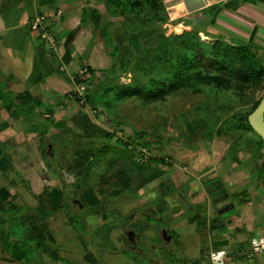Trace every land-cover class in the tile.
<instances>
[{
  "label": "rangeland",
  "instance_id": "rangeland-1",
  "mask_svg": "<svg viewBox=\"0 0 264 264\" xmlns=\"http://www.w3.org/2000/svg\"><path fill=\"white\" fill-rule=\"evenodd\" d=\"M159 4V10L136 17L124 16L116 7H107L118 18L115 27L123 52L128 41L122 22L131 32L142 31L146 36L141 37L147 38L142 39L145 42L142 48L138 46L134 51L133 73L129 64L121 60L115 72L116 84L147 88V78L153 77L164 79L163 85H167L172 68L166 51L183 30L197 31L200 39L207 42L220 39L202 36V25L180 13L175 4L163 0ZM113 37L112 47L117 43ZM211 73L215 79L210 81L205 74L197 90H168L149 99L138 95L117 97L114 90L108 91L107 114L76 100L79 111L70 119L64 118L59 123L43 115L44 121L22 122L27 131L36 130L37 134L26 131L25 138L10 137V145L0 144V243L6 240L3 237L20 239L19 246L26 251L30 263H39V256L55 259L59 254L72 263L84 260L87 264H161L168 259L165 255L168 244L184 238L192 241L193 236L186 234L180 237L172 233L168 241L163 238L162 229L166 228L167 234L170 229L161 217L166 206L160 196L161 188L166 189L171 180L182 179V172L191 164L187 157L194 147L195 150L209 144L223 147L229 140H240L239 132L245 131H229L222 121L249 111L264 92L261 82L244 84L233 77L230 68ZM104 75L95 72L93 85ZM155 82L158 86V81ZM10 94L3 93L7 99ZM196 122L204 130L195 136L190 128ZM107 132L113 136L107 138ZM140 132H145L143 138L148 141L144 153L136 141ZM88 148L91 156H77V151ZM149 156L164 157L171 164L159 165ZM52 189L63 194V205L57 211H50L48 204L40 200L44 191ZM175 193L169 195V202H175ZM88 196L102 209L96 210L88 202ZM74 199L80 201V207ZM102 229L110 235L98 234ZM47 231L52 232V245L44 236ZM114 231L125 249L123 252L98 245L112 237ZM35 235H41L52 251L36 248ZM9 244L0 247V264H11L4 259L10 257ZM169 257L177 259L174 255Z\"/></svg>",
  "mask_w": 264,
  "mask_h": 264
},
{
  "label": "crops",
  "instance_id": "crops-1",
  "mask_svg": "<svg viewBox=\"0 0 264 264\" xmlns=\"http://www.w3.org/2000/svg\"><path fill=\"white\" fill-rule=\"evenodd\" d=\"M163 1L175 4L180 13L201 24L202 36L251 44L263 57L264 0H203V5L192 11L183 0ZM107 7L106 0H0V93H11L8 99L0 97V143L10 145V137L25 138L22 122L44 121V115L60 123L79 111L73 94L78 83L75 78L89 80L95 72L107 70L112 62L106 43L109 35L123 52L115 27L118 18ZM38 14L44 16L41 26L57 37L56 51L50 50L30 25V19ZM239 133L240 140H229L223 147H194L182 179L171 180L174 189L161 196L166 203L161 217L170 229L168 240L172 233L193 236L190 242L184 238L168 244V259L161 264H212L209 253L222 248L227 251L224 264H264L263 251L245 256L250 238L264 233V142L253 130ZM173 192L177 197L171 203L168 197ZM98 234L108 236L110 232L102 229ZM111 234L98 245L125 251L116 231ZM44 236L52 245V232ZM7 238L3 237L7 242L3 240L1 248L14 241L19 246L20 239ZM35 238L36 248L52 251L41 235ZM17 248L18 254L24 250ZM169 255L177 259H169ZM9 256L4 259L11 264H87L84 260L65 261L59 254L55 259L39 256V263H30L23 255L19 259L12 253Z\"/></svg>",
  "mask_w": 264,
  "mask_h": 264
},
{
  "label": "trees",
  "instance_id": "trees-1",
  "mask_svg": "<svg viewBox=\"0 0 264 264\" xmlns=\"http://www.w3.org/2000/svg\"><path fill=\"white\" fill-rule=\"evenodd\" d=\"M106 1L108 3V7H116L119 11H121L122 15L126 16V14H131L133 17L141 15L146 11L155 12L161 7V4H159L161 0ZM122 25H124V34L126 35L128 41L126 51L122 52L117 43H114L113 47L110 46L112 40L111 35L106 38L107 46L110 47L112 62L104 72V77L94 85L93 77H90L87 82L88 84L86 87L84 102L80 104H89L93 109H102L103 112L107 114L108 91L114 90L117 97L138 95L145 99H149L165 94L168 90H177L179 88H190L192 90H197L198 83H200V81L205 78V74L208 75V79L210 81H213L216 76L215 74L211 73L212 71L226 70L229 68L231 69L233 77L238 81L244 84L261 82L260 87L264 89V64L263 62H260V56L258 54V51H256L255 46L247 43L232 44L220 39H215L212 42H207L200 39L197 31L191 30H183L179 35H176L173 39V42L170 44L169 48L166 51L167 59L172 68V73L169 77V83L167 85H163L164 79H156L153 77L147 78V88H143L144 85L135 84L118 85L116 84L117 80L115 72L116 69L120 67L121 60H125V63L129 64L130 72L133 73L135 69V65L133 66V64L136 61V58H133L132 60V56L133 54H135L134 51L137 50L138 46L139 49H141L145 44V42H142V39H145V41L147 39L146 37H141V35L146 36L142 31L134 33L130 31V28L127 29L126 25L123 24V22ZM196 68L200 69L196 70ZM87 70L89 71L88 73L91 76V69L87 68ZM193 70H196V72H194ZM154 79L158 81V86L154 85L156 84ZM75 80L77 82L83 81L78 77H76ZM2 95L3 94L0 93V97ZM75 99L78 101V98L76 96ZM259 100L260 99L256 100L253 103L249 111L239 112V115H230L228 118H225L222 123L226 124L225 127H227L229 131L252 130L251 126L248 123L247 115L255 108ZM196 123L197 124H195L194 126L191 125L190 128V131L195 132V136L197 135V133H199V131L204 130L202 124L198 122ZM116 125H118V123ZM144 135L145 132H140L139 137L136 138V141L137 143L141 144L142 147H145L147 149L148 141L143 138ZM201 135L205 136L204 134ZM105 136L107 138H111L113 135L111 132H107ZM257 136L261 141L264 142V140L261 139L259 135ZM77 152V156H79L80 158H88L92 153L90 152L89 148L85 151L79 150ZM149 158L156 161L159 165H162L163 163L167 165L171 164L169 161L165 160L164 157L149 156ZM78 163L80 164V160ZM173 189V183L168 184V187L166 189L162 187L160 196L170 193ZM90 193L91 192H88V194ZM41 196V202L48 204V209L50 211H57L63 205V194L60 190L52 189L49 191H44ZM88 202L91 205H94L96 210L102 209L101 206L96 205L97 202L95 201V199H92L91 196H88ZM29 237L31 238L32 236L29 235ZM9 243L11 253L15 257H17L18 259L22 257L21 255H23V257H26L25 250L20 249L22 252L21 254H18L17 247L20 246H18L15 241L13 242V244L11 242Z\"/></svg>",
  "mask_w": 264,
  "mask_h": 264
},
{
  "label": "built area",
  "instance_id": "built-area-1",
  "mask_svg": "<svg viewBox=\"0 0 264 264\" xmlns=\"http://www.w3.org/2000/svg\"><path fill=\"white\" fill-rule=\"evenodd\" d=\"M44 16L41 14L35 15L30 19V25L33 29L38 31L39 38L46 44V46L52 50L56 51L58 47V40L53 31L48 28L41 26ZM81 72H84L82 70ZM73 86V94L78 98L79 103H83L85 99V92L87 87L88 79H82ZM147 149L140 148V152L144 153ZM264 251V233H257L253 235L249 240V248L245 253V256L249 258L251 255ZM227 254L226 249L212 250L209 253V258L212 264H224V256Z\"/></svg>",
  "mask_w": 264,
  "mask_h": 264
},
{
  "label": "water",
  "instance_id": "water-1",
  "mask_svg": "<svg viewBox=\"0 0 264 264\" xmlns=\"http://www.w3.org/2000/svg\"><path fill=\"white\" fill-rule=\"evenodd\" d=\"M188 11H192L203 5V0H183ZM247 120L252 130L264 140V94L260 98L255 108L248 113ZM75 203L80 207L81 203L78 199H74ZM163 238L168 240L170 235L166 234L165 229H162Z\"/></svg>",
  "mask_w": 264,
  "mask_h": 264
}]
</instances>
